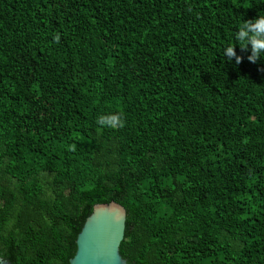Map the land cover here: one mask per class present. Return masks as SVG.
<instances>
[{
    "label": "trees",
    "instance_id": "16d2710c",
    "mask_svg": "<svg viewBox=\"0 0 264 264\" xmlns=\"http://www.w3.org/2000/svg\"><path fill=\"white\" fill-rule=\"evenodd\" d=\"M258 15L264 0H0V257L68 264L114 201L128 264H264V56L235 39ZM111 114L124 126L97 124Z\"/></svg>",
    "mask_w": 264,
    "mask_h": 264
},
{
    "label": "water",
    "instance_id": "95a60500",
    "mask_svg": "<svg viewBox=\"0 0 264 264\" xmlns=\"http://www.w3.org/2000/svg\"><path fill=\"white\" fill-rule=\"evenodd\" d=\"M125 209L114 201L96 203L86 217L68 264H128L119 252L124 236ZM0 264H11L0 257Z\"/></svg>",
    "mask_w": 264,
    "mask_h": 264
},
{
    "label": "clouds",
    "instance_id": "9594fccd",
    "mask_svg": "<svg viewBox=\"0 0 264 264\" xmlns=\"http://www.w3.org/2000/svg\"><path fill=\"white\" fill-rule=\"evenodd\" d=\"M54 39L59 42L60 34L57 33ZM235 39L242 51H247L250 45L251 54L247 59L255 63L264 56V15H258L255 19L244 21L235 34ZM236 45H229L224 50V56L228 61L235 58L236 64H240L243 57L238 56L235 51ZM97 124L102 127L117 128L123 127L124 121L119 114L102 115L97 118Z\"/></svg>",
    "mask_w": 264,
    "mask_h": 264
}]
</instances>
